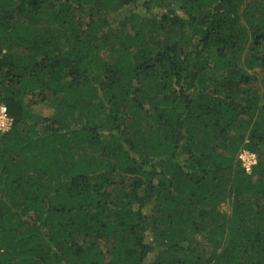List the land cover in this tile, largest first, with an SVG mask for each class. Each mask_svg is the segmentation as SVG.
<instances>
[{
  "label": "trees",
  "instance_id": "obj_1",
  "mask_svg": "<svg viewBox=\"0 0 264 264\" xmlns=\"http://www.w3.org/2000/svg\"><path fill=\"white\" fill-rule=\"evenodd\" d=\"M1 107L0 264H264V0H0Z\"/></svg>",
  "mask_w": 264,
  "mask_h": 264
},
{
  "label": "built area",
  "instance_id": "obj_2",
  "mask_svg": "<svg viewBox=\"0 0 264 264\" xmlns=\"http://www.w3.org/2000/svg\"><path fill=\"white\" fill-rule=\"evenodd\" d=\"M10 124L11 119L8 118L4 113L0 114V132H5L9 128ZM239 158L247 171H250L251 168L257 163L256 154L249 151H242L239 155Z\"/></svg>",
  "mask_w": 264,
  "mask_h": 264
},
{
  "label": "rangeland",
  "instance_id": "obj_3",
  "mask_svg": "<svg viewBox=\"0 0 264 264\" xmlns=\"http://www.w3.org/2000/svg\"><path fill=\"white\" fill-rule=\"evenodd\" d=\"M34 109V111L36 113H39V114H43V115H49L50 114V110H48V108L46 106H44L43 104H38V105H34L32 107ZM4 110V111H3ZM6 114L5 113V108L4 107H1L0 108V114ZM257 164V163H256Z\"/></svg>",
  "mask_w": 264,
  "mask_h": 264
}]
</instances>
